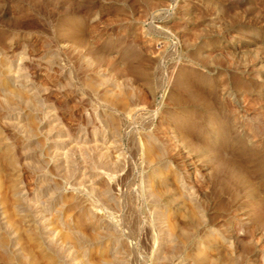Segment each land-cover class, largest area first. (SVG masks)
<instances>
[{"label":"rangeland","instance_id":"obj_1","mask_svg":"<svg viewBox=\"0 0 264 264\" xmlns=\"http://www.w3.org/2000/svg\"><path fill=\"white\" fill-rule=\"evenodd\" d=\"M0 264H264V0H0Z\"/></svg>","mask_w":264,"mask_h":264},{"label":"bare ground","instance_id":"obj_2","mask_svg":"<svg viewBox=\"0 0 264 264\" xmlns=\"http://www.w3.org/2000/svg\"><path fill=\"white\" fill-rule=\"evenodd\" d=\"M18 81H19V80H18ZM160 218H161V216H160ZM47 230H48V229H47ZM48 231H49V230H48ZM62 244H63V243H62ZM62 244H61V245H62ZM64 245H65V244H64ZM64 245H62V246H64ZM66 246H67V245H66ZM65 249H66V248H65Z\"/></svg>","mask_w":264,"mask_h":264}]
</instances>
